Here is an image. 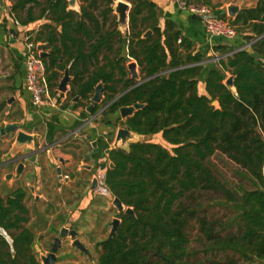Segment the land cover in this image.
I'll use <instances>...</instances> for the list:
<instances>
[{"label": "trees", "instance_id": "obj_1", "mask_svg": "<svg viewBox=\"0 0 264 264\" xmlns=\"http://www.w3.org/2000/svg\"><path fill=\"white\" fill-rule=\"evenodd\" d=\"M31 1H19L12 13ZM127 1L124 33L114 0H79L78 12L68 9L67 0H47L41 15L50 23L26 33L50 49L42 58L50 92L58 72L68 69L69 98L78 97L77 105L85 107L101 83L103 99L93 114L105 106L114 115L141 104L126 119L105 124L139 136L160 135L168 146L133 142L108 152L112 167L103 184L133 214H118L116 232L96 245L97 264L264 263V0L230 19L243 43L215 47L226 56L214 62L195 52L174 22L161 26L154 3ZM129 59L138 67V80L126 67ZM230 77L232 88L226 85ZM215 154L238 166L254 188L218 179L210 161ZM200 194L220 195L217 205L231 218L201 217ZM25 200L24 189L2 196L0 187V264H41L34 233L25 226ZM196 225L198 250L190 238Z\"/></svg>", "mask_w": 264, "mask_h": 264}, {"label": "rangeland", "instance_id": "obj_2", "mask_svg": "<svg viewBox=\"0 0 264 264\" xmlns=\"http://www.w3.org/2000/svg\"><path fill=\"white\" fill-rule=\"evenodd\" d=\"M119 29L124 33L123 26L119 25ZM224 42H232L233 46L243 43L238 34L235 39ZM2 56L0 52V129L8 125L9 122H15L12 124H17L20 130L34 137L33 145L25 150L28 152L27 154L34 153L38 147L43 145V143L39 145L43 134L39 131L40 128L35 130L29 129L26 126V122H21L24 117L23 112L14 110V107L9 111L7 110V101L12 97L13 92L7 88V79H10L11 73L7 68L6 59ZM218 57L224 59L221 55ZM129 61L131 60L129 59ZM211 61L214 62V60ZM59 94L57 93L54 98H51L52 103L48 105L49 107L57 110L66 103L70 106L75 105V101L70 99L61 101L63 95ZM30 110L34 112L36 109L31 106ZM104 118L113 119L109 116ZM98 120L101 122L104 119L100 117ZM119 128L123 127L121 125H118L114 129L108 127L109 132L107 131L108 133L104 135V149L116 147L115 137ZM68 132H63L60 137H64ZM81 135L79 134L77 137L79 140H67L61 147L52 149L48 156L46 154V157L42 158L43 165L41 169L37 165V171L26 161L25 168L21 173H16L15 162L10 166L7 165V163L22 155L21 152H16L17 150L14 148L16 133L0 135L1 194L5 196L7 192L16 188L25 190V205L29 209V222L25 226L34 233L35 255L41 264L42 258L51 253L54 239L59 238L62 228H66L69 231L74 230L77 233L75 239L88 250L89 255L73 246L74 238L66 236L60 238V244L55 253V264H97L99 252L96 245L109 237L113 219H119L118 210L113 206L114 198L107 191L104 184H101L103 183L105 172L109 168V161L103 152L104 149L99 150V159L97 162L94 161V157L92 156L94 155L93 149L91 147L92 139L88 137L81 142L82 139L79 137ZM131 142H151L168 147L160 135L147 137L133 136ZM128 144L129 141L126 145L120 143L117 148L127 149ZM55 153H58V155ZM59 159H62L66 163L64 174L69 172L70 178L73 177L72 181L67 185L63 184V181L59 182L55 174V168L59 166ZM210 161L212 163L211 166L215 170L214 174L221 181L227 182V185H243L248 190L254 188L252 183L242 175L243 171L225 156L215 154L211 157ZM87 167L91 171L87 172L85 170ZM8 176L9 178H7ZM94 179L98 180L99 187L96 191H90L89 186ZM220 198V195L217 194H207V196L200 194L199 202L205 205V208H202L203 210L200 211V216L209 219H220L222 221L229 220L232 213L222 210L217 205V201ZM197 230L198 227L196 225L195 229L190 233V238L191 247L198 250L201 249V243L195 240L199 233H197ZM200 256L203 257V253ZM228 256L230 257L231 253H228ZM237 264L264 263L255 260L251 263H244L240 260Z\"/></svg>", "mask_w": 264, "mask_h": 264}, {"label": "crops", "instance_id": "obj_3", "mask_svg": "<svg viewBox=\"0 0 264 264\" xmlns=\"http://www.w3.org/2000/svg\"><path fill=\"white\" fill-rule=\"evenodd\" d=\"M19 1L22 0H2V6H0V52L3 55L2 57L6 59L7 68L11 73L10 79H7V88L13 92L12 97H10V99H8L7 101V110L9 111L14 107V110L23 112L24 117L21 122H26V126L29 129L35 130L37 128H40L39 131L43 134L41 140L39 141V145H41V143H43V145H41L40 147H47L49 149L48 145L61 139L62 136L60 137V135H62L63 132H68V130L70 129L69 132L65 134L66 136L71 133L73 134L72 137H70L68 140H79L77 139L79 134H84L79 136L82 139L81 142L90 137L92 139L91 145L92 143L95 144L94 147L91 146L93 149L92 152L94 154L92 156L98 158L99 150L104 149V135L109 132L108 126L105 123L106 121L114 122L116 120L115 118H117L119 114L117 113L114 115H109V117L113 119H104L100 122V120H98L99 118H96V114L92 115L93 112L88 113V111L86 110L88 106L92 105V103L86 105L85 107H82L77 105V103L79 102L78 97L69 98V83L67 85L66 92L60 93L58 91V85L61 81V78L63 77L64 72H58V76L60 78L61 75V78H58V80L56 81V88H53L51 90L52 92L49 91V95L51 98H54L57 93H60L59 95H63L61 101H67L70 99L72 101H75V105L70 106L66 103L57 110L49 107L48 105L43 106L39 109H36L32 106L30 95L26 91L24 84V60L26 56L24 37L26 33H36L37 31H39L42 25L50 23V20L48 15H41L42 9L45 7V3L47 2V0H35V2L31 1L29 3H26L23 8H19L15 13H12L11 8ZM69 1L70 0H67V3ZM148 1L156 5L160 25L163 26L166 20L174 22L178 30L182 33L183 37L192 42V49L195 52L205 54L207 57L217 58L218 56H220V54L215 50V47L233 46V41L224 42L220 38H211L206 33L202 22L188 11L180 10L175 0ZM74 2L75 3L72 7H70L68 4V9L78 12L80 5L79 0H74ZM257 2L258 0H189L190 4L195 6L204 5L210 8L215 15L227 18L229 21L230 19H233L229 17L227 12L230 6H236L238 8V11H240L241 9L254 8ZM118 3H124L128 7L126 11V23L124 26V30L126 31L131 5L127 0H114L112 8L114 14L117 17V20L118 15L115 12V8ZM11 31H14V33H12ZM49 50L50 49L45 47L43 52L48 55ZM131 61L126 64V67H128L130 63H135L134 61ZM137 69L138 67H136V71ZM70 78L72 79V77ZM199 90L201 91V93H204L203 83L199 84ZM31 106L36 109L34 112L30 110ZM12 123L15 122H9V124ZM66 136H64V138ZM52 149H49L48 152L39 155L38 159L40 160V163L43 164L42 158L48 156ZM106 151L107 149L103 150L104 154H106ZM55 154L58 155V153ZM31 165L33 166L35 171L38 170L36 164ZM23 168H25V166ZM67 174L69 175L70 173L67 172Z\"/></svg>", "mask_w": 264, "mask_h": 264}, {"label": "water", "instance_id": "obj_4", "mask_svg": "<svg viewBox=\"0 0 264 264\" xmlns=\"http://www.w3.org/2000/svg\"><path fill=\"white\" fill-rule=\"evenodd\" d=\"M74 3H75L74 0H70L68 2L70 7H72L74 5ZM0 6H2V0H0ZM127 9H128V7L124 3H118L116 8H115V12L118 15V23H119V25H121L123 27L125 26V23H126V11H127ZM227 12H228V15L230 18H234L238 12V8L236 6H230L228 8ZM11 32L14 33V31H11ZM45 47H46V45H44V44L38 46V50L41 51V55H40L41 58L47 56L43 52ZM136 67L137 66L135 63H130L128 65V70L131 74V77L135 80H138L139 77H138V74L136 71ZM70 79L71 78L69 76V71H68V69H66L64 71L63 77H62V79L58 85V91L60 93L66 92L67 85H68ZM232 81H233L232 77H230L226 81V85H228L230 88H232ZM91 101H92V105L88 106L86 109L88 111V113H92L94 105L99 104L102 101V84L101 83H99L95 87ZM214 105L217 106V103H214ZM141 108H142L141 104H134L131 107L120 108L118 113H119V116L121 119H126L127 117L131 116L135 111H137ZM106 115H107V113L104 114V116H106ZM7 133H16L15 142H14V148L17 150L16 152H21L23 155L27 154L28 152L25 150L33 145L34 137L32 135L27 134V133L23 132L22 130H20L17 124H8V125H5L2 129H0V135H5ZM133 136H139V135L132 133L125 128H119L116 132V137H115V146L116 147L115 148H117L118 144H120V143L126 145L127 142L129 141V144H130V141H131ZM131 143H133V142H131ZM127 148H128V146H127ZM108 152H109V150L106 151V154H108ZM20 167H21V165H19V169H18L17 173L20 171ZM110 167H112V164L110 165ZM7 178H9V176ZM113 206L117 208L118 213L133 214V210L131 208H125L117 198L113 199ZM119 223H120L119 219H113V222L111 223L112 228L110 231L109 238H111L112 235L116 232V229H117ZM76 235H77V233L74 230L69 231L66 228H62L60 230V233H59V238H55V240H54V243H53L52 248H51V253H49L46 257L42 258V264H55V261H56L55 253H56L57 248L59 247L60 238H64L66 236H70L71 238H74L73 246L77 247L83 253L89 255L88 250L77 239H75Z\"/></svg>", "mask_w": 264, "mask_h": 264}, {"label": "built area", "instance_id": "obj_5", "mask_svg": "<svg viewBox=\"0 0 264 264\" xmlns=\"http://www.w3.org/2000/svg\"><path fill=\"white\" fill-rule=\"evenodd\" d=\"M175 1L180 10L188 11L202 22L206 33L211 38H220L223 41H231L236 38V28L231 25L227 18L215 15L210 8L204 5H192L189 3V0ZM179 42L180 40H178V43ZM24 45L26 51L24 60L25 89L30 95L32 106L39 109L52 103L45 79L44 64L40 57L41 51L38 50L39 44L34 43L27 35L24 37ZM219 59H221V57H217L213 60L217 61ZM101 184L103 185V183Z\"/></svg>", "mask_w": 264, "mask_h": 264}, {"label": "flooded vegetation", "instance_id": "obj_6", "mask_svg": "<svg viewBox=\"0 0 264 264\" xmlns=\"http://www.w3.org/2000/svg\"><path fill=\"white\" fill-rule=\"evenodd\" d=\"M127 69H128V67H127ZM129 71V70H128ZM130 73V72H129ZM131 75V74H130ZM102 102V101H101ZM99 104H101V103H99ZM98 104V105H99ZM95 106V105H94ZM107 106H105V107H103V108H101L98 112H96L95 114H96V118L98 117V118H102V119H106V118H104V117H106V116H109L110 114L107 112V111H105V108H106ZM94 109V108H93ZM119 111V110H118ZM93 112V111H92ZM105 113H107V115L106 116H104V114ZM118 113V112H117ZM116 113V114H117ZM119 114V113H118ZM92 115H94L93 113H92ZM117 118H120V116H118ZM117 118H116V120H117ZM120 120H123V119H121L120 118ZM113 122V121H112ZM115 122V121H114ZM113 122V123H114ZM75 133V132H74ZM72 133L71 134H69L68 136H66L65 138L64 137H62L61 139H59V140H57V141H55L54 143H51L50 145H48V147H49V149H52V148H56V147H61V145L64 143V142H66L70 137H72ZM92 147H94L95 146V144L94 143H92V145H91ZM49 149L47 148V147H38L37 148V150H35L34 151V153H29V154H25V155H20L19 157H17L15 160H13V161H11V162H9V163H7V165L8 166H10V165H12L13 164V162H15V164H16V171H18V169H19V165H21V167H20V171L18 172V173H21L23 170H24V166H25V163H26V161H28V163L29 164H36V165H38V167H39V169H41V167H42V163H40V160L38 159V157H39V155H41L42 153H46V152H48L49 151ZM113 149V148H112ZM107 150H111V149H107ZM105 156H107V154H105ZM94 158V161H98V159L99 158H97V157H95V156H93ZM66 163L62 160V159H59V166H57L56 168H55V174H56V176H57V179H58V181L59 182H61V181H63V184H65V185H67L69 182H71L72 181V179H73V177L72 178H70V175H68V174H64V169H65V165ZM110 165H111V163L109 162V167H110ZM87 172L88 171H91V169L89 168V167H87L86 169H85ZM17 173V172H16ZM98 187H99V182H98V180L97 179H94L93 181H91V183H90V186H89V190L90 191H96L97 189H98ZM55 240V239H54Z\"/></svg>", "mask_w": 264, "mask_h": 264}]
</instances>
